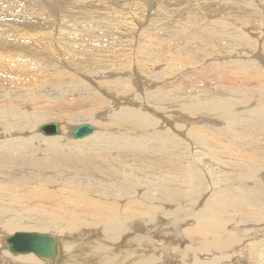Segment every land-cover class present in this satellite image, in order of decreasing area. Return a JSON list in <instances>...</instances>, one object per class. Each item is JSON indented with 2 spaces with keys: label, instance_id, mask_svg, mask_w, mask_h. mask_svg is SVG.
<instances>
[{
  "label": "bare ground",
  "instance_id": "obj_1",
  "mask_svg": "<svg viewBox=\"0 0 264 264\" xmlns=\"http://www.w3.org/2000/svg\"><path fill=\"white\" fill-rule=\"evenodd\" d=\"M246 1L219 4L209 29H0V264H264V204L245 194L264 199V38L236 29L253 19ZM83 121L98 130L73 138ZM51 123L57 135L32 133ZM184 129L203 149L188 146L185 168ZM193 191H207L200 206ZM17 231L53 236L55 259L7 253Z\"/></svg>",
  "mask_w": 264,
  "mask_h": 264
},
{
  "label": "rangeland",
  "instance_id": "obj_2",
  "mask_svg": "<svg viewBox=\"0 0 264 264\" xmlns=\"http://www.w3.org/2000/svg\"><path fill=\"white\" fill-rule=\"evenodd\" d=\"M22 1H24L25 4H23L24 2H22ZM89 1H90V3H89ZM229 1L230 0H225V1H223V0H221V1L220 0H86L83 2V0H59V1L58 0H7V1L6 0L5 1L0 0V7H1V9H0V29L1 30L14 29V28L18 29V30H24V29L40 30V29H48V28L49 29H66V30H69L73 33L76 32L75 34H77V35L81 34V32L86 30V29L100 30V28H101L100 31H102V29H109V28L112 30H114V29H116V30L117 29H122V30L129 29L130 31L137 29L136 34H138V32L141 31L142 29H164V28L168 29L169 28L171 30H176V29H192L193 27H194L193 29H197V28L198 29H203V28L209 29V27H211V25H213L215 19H222V17H223L218 12V9H217L219 7L223 8L222 6H219V4H224V5L226 4L225 6L228 7V6H230ZM235 1L238 2V0H235ZM30 2H31V4H30ZM4 3H6V5ZM34 3H36V4H34ZM87 3H88V5H87ZM245 3L249 4L250 8L252 7L250 9V11H247V9H246V12H248L250 14L252 13L253 19L250 22L243 24L242 27H238L236 29L237 30H239V29H241V30L256 29V30H258V31H256V33H257L256 36L262 37V40H263L264 32H263V34H261L262 32H260L259 30L264 29V0H257L256 3L252 2L253 6H251L252 4H250V1H246ZM18 4H21V5H18ZM76 4L77 5L78 4H80V5L84 4V6L82 5L83 9H80V11H79V12H81V14L78 17L79 20L82 21L81 23L76 21L77 18H74L75 20L73 22H70L71 19H69V17L72 15V13H77V9L74 10L75 7L77 8V6H75ZM55 5H56V8H55ZM16 6H18L19 8ZM137 7L140 8L143 16L135 15L136 10H134V9H136ZM16 8H18V9H16ZM36 8H37V11L35 10ZM31 9H33V11ZM120 9H122V10H120ZM14 10H15V12H14ZM116 10H119V12ZM66 12H67V14H66ZM124 12L127 14V16L122 15ZM109 13H111L110 14L111 16L109 15ZM212 13H213V15H212ZM13 14L15 17L13 16ZM45 15H46V17H45ZM127 17H128V19H127ZM94 18H95V20H94ZM102 18H108L109 19L108 21H111L112 26H111V24H109L111 27H107V28H105V27L103 28V26H100V22H104V21H101V20H103ZM111 18L113 20H110ZM15 19H17V20H15ZM84 19L88 20L89 24L86 21H83ZM201 20H203V21H201ZM90 21H91V23H90ZM54 23H56V24H54ZM92 26H94V27H92ZM220 27H223V26H220ZM232 29H234V28H232ZM96 30H92V31H96ZM129 30H127V31H129ZM89 31H91V30H87V32H89ZM249 35H251V31L247 36H249ZM29 36H30L29 34H28V36H24L25 40H28V41H26L25 46L31 47L30 51L33 52L31 49L34 48L36 50L37 47L32 44V42L34 41V37H31V36L29 37ZM27 37H29V38H27ZM83 37L88 39L86 33L85 34L83 33ZM8 44L12 45V42H10ZM79 44H81V43H79ZM261 44H262V42H261ZM22 51L25 52L24 49ZM221 55H223V54H221ZM76 60H78V59H76ZM40 61L44 63L45 60L40 58ZM49 61L51 63H53V65L51 64L52 67L54 65L55 66L57 65L58 67L61 66V64L57 63L58 60L56 61L54 59H49ZM207 62H210V59H207ZM0 71L4 72V73H8L7 71H2V70H0ZM148 72H150V70ZM157 75L161 76L162 73L157 74ZM178 76L181 77V78H178L179 82H180V80L183 81V79H182L183 76H186V77H184V78H186V80H191V79H193V77H195V76H193L192 73H187V72L184 74L180 73ZM190 76H193V77H190ZM50 87H48L47 90L51 91ZM52 92L53 93H51V96L57 98L58 92L54 89ZM248 94L252 95V92L250 91ZM257 94H259V93H257ZM255 97L257 98V96H253L254 99H255ZM49 99H52V98H49ZM254 101H256V100H254ZM149 105H151V102H149ZM156 106H159V104L155 105V107ZM238 110H242V109L238 108ZM182 115H184V114H182ZM184 116L186 117V115H184ZM77 119H85V118L79 117ZM198 119H201V121H198ZM50 121H55L56 123H60V121H58V120H50ZM50 121H47V122H50ZM202 121H203V118L201 116L196 118V122L202 123ZM44 123H46V122H44ZM83 123L91 124L94 127V129L98 130V127L95 124H92V123L87 122V121L86 122L83 121ZM207 123H209V125H213V123H210V122H207ZM179 125H180V127H183V125L185 126L186 124L179 122ZM255 128H257V131H261V129H262L261 126H255ZM249 132L252 133L253 131H249ZM261 132H264V131H261ZM32 133L33 134L38 133L39 137L42 135L38 132V128L36 130L32 131ZM14 134H15L14 136H16V137H17V135H19L16 133H14ZM180 134L181 135L178 136V133H176L177 136L175 135L174 137H175L176 141H178L177 145H178V149L180 150V152L184 151L185 155L180 160V162L182 163V164L180 163V166L185 168L187 163L184 164V162H188V160H187L188 157L185 158V156L187 155V152L189 154L191 152V149L188 147L189 145L192 144L190 142L191 141V134L189 131H187L185 129H184V135L185 136L182 133H180ZM23 135H24V137L28 136V135H26V133H22V136ZM193 135H195L194 131H193ZM247 135H249V133ZM19 136L21 137V135H19ZM177 137L179 138V140H177ZM152 145H155V144H152ZM192 146H193V148H196L193 144H192ZM196 149L203 151V149L200 147L196 148ZM206 155H207V153L205 154V157H206ZM196 158H197V156H196ZM225 168H229V167H227V164H226ZM248 185L249 184H247V185L244 183L242 184V186H244V187H246ZM97 188L100 189L101 188L100 185L95 186V189H97ZM193 192H194V197H193L194 199L193 200H195L194 205L200 206L199 200L198 201L196 200L197 196L199 195L201 198L204 199L205 196L207 195V191H204L203 194H199V191H193ZM144 194L156 196L158 194V192H155V189L154 190L152 189L150 191V188H149L146 191L135 192L134 195L132 196V198L139 200L138 196L145 197ZM245 194L248 195L249 197H251L255 201V203L259 202V203L264 204V199L259 197V196L252 195L251 191H245ZM136 195H138V196H136ZM186 198H188V195H186ZM177 200L178 201L174 200L173 202L170 201V202L174 203V205L171 207H168L166 209L171 210V209H174L176 206H178L180 208L182 202L183 203L185 202V199H182V198H178ZM187 201L191 202V200H187ZM140 204L145 206L142 201ZM194 209H197V207L195 206ZM253 217H254V221L256 224L264 225V221H262L260 219V216L259 217L253 216ZM190 220H191L190 221L191 223L194 221L193 219H190ZM250 223H252V222H250ZM209 235L211 236V232H209ZM130 238H132V237H130ZM100 244H103V242H101ZM172 245H173V243L170 245V247ZM187 247L191 250V252L195 251V248H193V245H188ZM174 248H178V247H174ZM7 250H6L7 253H9L11 255L13 254L14 256H16V255L21 256L22 254H27V253L14 254V253H11L10 251H7ZM172 250L170 251V253L172 252ZM176 251L177 250H174V252H176ZM170 253H166L167 255H162L163 253H161V258L164 256L163 261L168 259V256H169L168 254H170ZM228 254H232V253L229 252ZM32 256H34V255L32 254ZM165 256H166V258H165ZM34 257H36V256H34ZM198 257H199V259H201L202 262H204V261L206 262V263L204 262V263H199V264H207V263L212 264L210 261V259L212 258L211 253L210 254L209 253H207V254L203 253V254H200ZM37 258H39V257H37ZM203 258H205V259H203ZM40 259H41V257H40ZM103 260H105V258H103ZM208 260H209V262H208ZM166 261H168V260H166ZM223 261H225V260L220 261L221 264H229V263L234 264L233 261H235V259H233L232 262L229 261V262L224 263ZM170 264H172V263H170Z\"/></svg>",
  "mask_w": 264,
  "mask_h": 264
},
{
  "label": "water",
  "instance_id": "obj_3",
  "mask_svg": "<svg viewBox=\"0 0 264 264\" xmlns=\"http://www.w3.org/2000/svg\"><path fill=\"white\" fill-rule=\"evenodd\" d=\"M94 127L83 123L75 126L72 137L75 139L91 134ZM39 132L45 136L57 135L55 123L43 125ZM7 249L14 254L33 253L37 257L53 260L56 257L57 240L48 233L37 231H17L5 239Z\"/></svg>",
  "mask_w": 264,
  "mask_h": 264
}]
</instances>
